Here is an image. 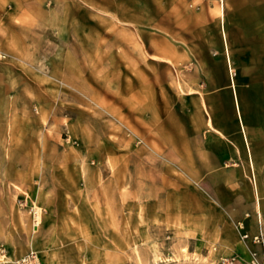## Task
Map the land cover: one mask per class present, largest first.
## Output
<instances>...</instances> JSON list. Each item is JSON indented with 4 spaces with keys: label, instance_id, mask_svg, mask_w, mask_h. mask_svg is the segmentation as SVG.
<instances>
[{
    "label": "rangeland",
    "instance_id": "obj_1",
    "mask_svg": "<svg viewBox=\"0 0 264 264\" xmlns=\"http://www.w3.org/2000/svg\"><path fill=\"white\" fill-rule=\"evenodd\" d=\"M224 3L0 0V264L32 251L39 264H218L223 248L197 237L191 199L175 193L174 160L144 161L137 150V176L146 167L158 184L127 181L130 149L160 150L144 138L159 135L156 120L175 133L180 116L193 130L187 82L197 83ZM198 7L210 23H196ZM241 19L240 30L226 18L243 42L259 44L264 30L246 27L260 18ZM32 179L45 200L35 203L37 227L16 186Z\"/></svg>",
    "mask_w": 264,
    "mask_h": 264
},
{
    "label": "crops",
    "instance_id": "obj_2",
    "mask_svg": "<svg viewBox=\"0 0 264 264\" xmlns=\"http://www.w3.org/2000/svg\"><path fill=\"white\" fill-rule=\"evenodd\" d=\"M247 1L250 7H246ZM257 1L260 4L251 7L252 2ZM228 3L233 6L228 8ZM261 4L264 0H225L220 8L221 20L214 26L213 41L209 40L199 54L202 72L197 74L196 84L187 82L191 88L188 93H193L190 95L194 101L193 130L189 132L187 124L178 116L171 122L175 125V133L168 132V122L161 118L152 127L159 135H144L145 144L159 145L160 150L156 148L151 152L152 147L148 151L142 144L128 152L127 182L131 188L137 181L146 185L149 178L150 182L158 184L146 167H139L138 170H142L137 176V150L145 151L140 158L144 161L174 160L179 179L175 193L178 198L191 199L190 217L192 224L197 226L193 232L199 238L218 241L223 248L219 256L248 257L247 248L240 240L241 230L236 231L233 222L242 221L244 230L250 233L264 231V52L256 51L264 49V38L255 40L259 44L243 42L226 20L229 16L236 17L241 30L244 22L241 17H259L261 21L250 22L252 25H247L246 29L262 32L264 7L258 6ZM193 15L196 23L200 20L211 22V14L204 7L196 8ZM211 49L217 54H211ZM31 184V188L20 181L16 184L19 199L43 207L45 200L40 195L44 191L40 183L32 179ZM131 188L127 191L129 194H132ZM27 212L30 214L29 209ZM221 224L228 226L227 235L214 231L215 226ZM249 246L261 248L260 244L251 242Z\"/></svg>",
    "mask_w": 264,
    "mask_h": 264
},
{
    "label": "built area",
    "instance_id": "obj_3",
    "mask_svg": "<svg viewBox=\"0 0 264 264\" xmlns=\"http://www.w3.org/2000/svg\"><path fill=\"white\" fill-rule=\"evenodd\" d=\"M19 206L28 207L31 217V223L33 226H38L41 223V218H37L35 206L33 202H28L27 200L19 199ZM247 215V213H245ZM41 216V214H40ZM237 227L240 232V239L245 244L247 248L248 257H239L237 254L231 255H221L219 256L218 264H264V231L261 229L256 233H250L244 230V224L242 221H237ZM249 242L260 244V249H254L249 246ZM4 252V248H0ZM18 264H39V259L36 252H29L17 260Z\"/></svg>",
    "mask_w": 264,
    "mask_h": 264
},
{
    "label": "bare ground",
    "instance_id": "obj_4",
    "mask_svg": "<svg viewBox=\"0 0 264 264\" xmlns=\"http://www.w3.org/2000/svg\"><path fill=\"white\" fill-rule=\"evenodd\" d=\"M35 206V205H34ZM35 210H36V216H37V218L39 219V218H41V216H40V214L42 213L41 212V208H39V209H37V207L35 206Z\"/></svg>",
    "mask_w": 264,
    "mask_h": 264
}]
</instances>
